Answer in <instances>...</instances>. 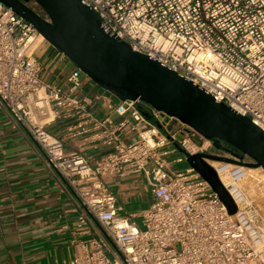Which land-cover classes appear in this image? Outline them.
Instances as JSON below:
<instances>
[{"label": "built area", "instance_id": "built-area-1", "mask_svg": "<svg viewBox=\"0 0 264 264\" xmlns=\"http://www.w3.org/2000/svg\"><path fill=\"white\" fill-rule=\"evenodd\" d=\"M81 2L133 50L264 132V0ZM26 4L49 20L35 0ZM43 40L0 2V106L23 125L78 205L73 254L62 264H264V171L253 175L251 168L205 159L236 207L229 213L194 168L175 166L185 162L179 149L233 153L140 99L113 103L115 118L97 116L81 93L89 78L77 67L61 82L44 77L35 57ZM57 120L59 131L46 128ZM97 147L105 152L91 160L84 152ZM129 176L140 177L133 182L145 184L152 200L122 214L109 184Z\"/></svg>", "mask_w": 264, "mask_h": 264}, {"label": "water", "instance_id": "water-1", "mask_svg": "<svg viewBox=\"0 0 264 264\" xmlns=\"http://www.w3.org/2000/svg\"><path fill=\"white\" fill-rule=\"evenodd\" d=\"M26 1L0 0L97 86L118 100L140 99L177 118L219 150L223 149L221 143L231 146L234 158L179 151L185 155V162L209 184L228 212H235L229 193L205 159L264 171V132L248 116L235 112L192 81L133 50L126 41L106 29L97 12L81 0H35L48 21Z\"/></svg>", "mask_w": 264, "mask_h": 264}, {"label": "crops", "instance_id": "crops-1", "mask_svg": "<svg viewBox=\"0 0 264 264\" xmlns=\"http://www.w3.org/2000/svg\"><path fill=\"white\" fill-rule=\"evenodd\" d=\"M35 57L42 61L44 77L51 82H61L75 66L45 40ZM83 81L81 93L93 100L94 113L115 118L111 105L118 99L90 79ZM46 128L59 131L63 123L53 121ZM102 152L105 149L97 147L84 153L94 160ZM134 180V176L115 178L109 184L123 207L137 198L148 205L152 200L148 187L135 185ZM77 206L75 196L47 166L23 125L0 106V264H62L70 259Z\"/></svg>", "mask_w": 264, "mask_h": 264}, {"label": "rangeland", "instance_id": "rangeland-1", "mask_svg": "<svg viewBox=\"0 0 264 264\" xmlns=\"http://www.w3.org/2000/svg\"><path fill=\"white\" fill-rule=\"evenodd\" d=\"M168 158H171V156H169ZM186 164L187 163H185V162L179 163L175 167H183ZM147 168H150V166L148 165ZM251 169H257V172H250L251 174H253V175L261 174V172L259 170L260 168H251ZM147 207H148L147 200H143V199L137 198V199L133 200V203L125 204L124 210L122 211V214H124L125 212H130V211H141V210H144Z\"/></svg>", "mask_w": 264, "mask_h": 264}, {"label": "flooded vegetation", "instance_id": "flooded-vegetation-1", "mask_svg": "<svg viewBox=\"0 0 264 264\" xmlns=\"http://www.w3.org/2000/svg\"><path fill=\"white\" fill-rule=\"evenodd\" d=\"M221 146L223 147L222 152H231L233 154L235 153V151H233V149L231 148V146H229V145H227L225 143H221Z\"/></svg>", "mask_w": 264, "mask_h": 264}, {"label": "bare ground", "instance_id": "bare-ground-1", "mask_svg": "<svg viewBox=\"0 0 264 264\" xmlns=\"http://www.w3.org/2000/svg\"><path fill=\"white\" fill-rule=\"evenodd\" d=\"M260 170V169H259ZM261 171V170H260ZM248 172H257V169H249Z\"/></svg>", "mask_w": 264, "mask_h": 264}]
</instances>
